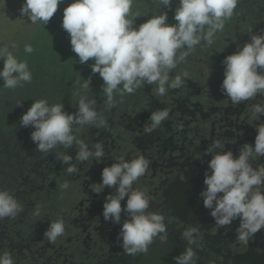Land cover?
Instances as JSON below:
<instances>
[{
	"label": "flooded vegetation",
	"instance_id": "obj_1",
	"mask_svg": "<svg viewBox=\"0 0 264 264\" xmlns=\"http://www.w3.org/2000/svg\"><path fill=\"white\" fill-rule=\"evenodd\" d=\"M259 22L262 25L264 19ZM236 24L224 28L223 34H215L230 35L223 37L227 40L219 38L211 46L200 44L185 57L195 55L201 62L209 61L212 73H190L188 64L182 61L170 77L185 72L188 77L183 78L180 87L169 88L164 96L158 94L155 84H147L137 90L139 94L114 100L111 109L99 96L93 98L95 109L105 115L100 114L107 126H85L77 128L74 134L89 147L95 142L103 144L105 157L78 162V149H73V145L66 150L73 157L70 163L78 168L72 175L65 170L68 165L56 159L54 153L36 151L30 138L34 129L19 123L22 112L31 104L21 103L16 91L11 106L18 113L16 124L8 138L1 140L4 144L0 149V189L12 192L22 211L0 219V251L10 252L15 264H174L173 258L185 248L181 233L194 227L199 235L191 247L197 264H264V230L247 242L239 241L235 234L238 221L222 228L216 225L199 196L211 159L204 154L208 145L221 139L224 150H231L236 157L244 143L254 142V125L264 122L261 116L251 124L248 107L264 97L258 94L254 101L232 105L221 90L224 57L248 42L247 34L264 32V26L261 28L254 21L249 33L237 30L239 34H235ZM76 103L77 99L63 103V110L74 114ZM162 109L169 110L168 119L156 131L145 133L151 113ZM121 155L126 159L143 155L151 162L134 188L151 197L149 210L162 214L167 225L166 241L154 239L146 252L134 256L120 247V225L105 221L101 214L105 197L114 190L105 187L99 194L94 192L101 182L102 169ZM257 164H264V156L253 166ZM65 182L69 187L63 189ZM125 202L126 198L121 201L122 207ZM124 218L122 214L121 220ZM56 219L64 220L65 234L51 243L43 233L49 222Z\"/></svg>",
	"mask_w": 264,
	"mask_h": 264
},
{
	"label": "clouds",
	"instance_id": "obj_2",
	"mask_svg": "<svg viewBox=\"0 0 264 264\" xmlns=\"http://www.w3.org/2000/svg\"><path fill=\"white\" fill-rule=\"evenodd\" d=\"M64 0H23L20 15L33 24L49 22ZM239 0H178L174 10L175 24H168L167 12L153 15L138 27L129 18L133 0H71L62 13L61 27L69 36L72 51L80 64L89 60L93 74L102 78V91L109 109L114 106V93L123 96L133 94L144 84L156 85L158 94L164 96L169 88H178L188 74L174 78L170 73L189 52L202 42L211 46L217 32L223 31L226 20L232 18ZM165 9L172 0H160ZM15 47V45H12ZM184 49L178 55V51ZM24 51L32 53L31 45ZM0 80L5 88L14 89L32 81L27 61H18L8 47L0 48ZM223 80L221 90L232 105L254 101L259 94L264 97V32L250 34L249 41L222 60ZM259 69V71H258ZM90 78L82 85L83 91L74 92L78 97L77 110L67 113L62 103L49 104L37 99L20 118V126H31L30 138L36 151L49 154L68 165L69 175L78 172L73 157L66 150L77 147L75 160L100 161L105 157L100 142L86 143L76 137L75 130L85 126L106 127V121L95 109L96 101L88 97ZM20 104V102L18 103ZM250 121L264 116V100L249 106ZM169 117V110L153 111L144 127L145 133L156 131ZM256 135L252 144L244 143L234 157L225 151V143L214 139L205 150L210 155L204 174V189L199 193L203 206L209 210L215 224L222 227L238 221L236 238L247 242L257 232L264 230V164L253 163L264 156V122L254 125ZM143 155L126 159L119 156L111 166L101 172V182L94 192L99 194L105 187L114 191L105 197L102 216L105 221L119 224L120 247L128 255L147 251L148 246L159 239L167 240L164 216L150 211L151 197L134 188L150 166ZM63 189L69 187L65 182ZM123 207L121 201H125ZM22 211L15 195L0 189V219L16 216ZM39 215V212L36 213ZM124 215L123 221L121 220ZM65 234L63 219L50 221L43 233L44 238L55 243ZM199 235L193 227L181 233L184 250L176 255L174 264H197L191 245ZM0 264H15L8 251H0Z\"/></svg>",
	"mask_w": 264,
	"mask_h": 264
},
{
	"label": "trees",
	"instance_id": "obj_3",
	"mask_svg": "<svg viewBox=\"0 0 264 264\" xmlns=\"http://www.w3.org/2000/svg\"><path fill=\"white\" fill-rule=\"evenodd\" d=\"M21 3H23V1ZM69 3H71V0H64L63 3L59 4L57 11L45 25H42V23L33 24L27 20V17L21 16L20 19L23 22L21 30L26 28L29 22L27 34L25 32L20 36L13 34L10 35L11 29L8 28H10L12 23L15 24L20 19L12 22L8 26L6 25L4 28H1L0 39L5 40L7 44H9V50L12 51L18 61H27L29 70L32 73V81L30 83H24V86H17L14 89L5 88L3 81L0 80V121L3 123V127H6L7 124H9V120L15 121L10 124V127L11 125L14 126L16 124L18 113L13 112L11 107L12 100H8L7 98L14 97L13 95L16 96V91L20 95V97H18L20 102L24 104H32L33 101L41 98L46 99L49 104H63L76 99L78 100V97L73 95V92L83 91V83H85V80L90 78V86L87 91L88 97L93 99L96 98V96H99L102 102L106 101L105 94L102 91V78L98 73L93 74L91 71L90 65L93 61L89 60L85 64L79 63L77 55L71 49L69 36L61 27L63 9ZM5 6L7 7L8 5H0V18H2L3 14H6L8 15L7 19H10V15L8 14L10 13V8H8L9 6L5 8ZM177 6L178 0H172L170 7L167 9H165L160 3V0H133L129 18L131 19L136 14L139 15L133 18V27L135 28L144 23L145 19L147 20L149 17L158 15L161 12H167L166 22L171 25L176 23L173 16L174 10ZM261 7L264 8V0H239L232 18L225 21L224 28L229 26L230 29L235 23V20L240 19L239 15H243L246 12L249 14L247 15L248 18L256 17L255 13ZM148 10H151L152 14H147ZM224 28L223 31L217 33L223 34ZM14 38L20 44V46L15 44L19 47L17 50H15L11 44V39ZM25 45H31L33 52L26 53L24 51ZM3 47L7 46L4 45ZM183 51L184 49L181 51L179 50L178 52ZM2 66L3 60H0V68H2ZM146 85L147 84H144L137 88L134 94H139L137 90L141 91V88ZM71 91L72 94H69ZM114 94L118 95L117 97L114 95V100H116V102L120 101L121 98L119 97L123 98L128 95L127 93L123 96H120L118 93ZM119 106L120 105H118L117 108H120ZM26 111H23L22 114ZM100 114L103 117L105 116L102 113ZM6 118L8 119L7 123L5 122ZM2 147L3 146H0V149ZM73 149L77 150V147L74 146Z\"/></svg>",
	"mask_w": 264,
	"mask_h": 264
},
{
	"label": "rangeland",
	"instance_id": "obj_4",
	"mask_svg": "<svg viewBox=\"0 0 264 264\" xmlns=\"http://www.w3.org/2000/svg\"><path fill=\"white\" fill-rule=\"evenodd\" d=\"M23 0H17V1H15V0H0V5L1 4H5V5H8L7 7L8 8H10V13H8L9 15H10V19L12 20H10V19H7V16L8 15H4L3 14V16H2V18H0V33H1V28H4L6 25L8 26V25H10L12 22H14V21H17V20H19L20 18H21V15H20V11H19V9L21 8V6H22V2ZM7 2V3H6ZM10 4V5H9ZM6 6H5V8H7ZM261 11L259 12V11H257V13H259V15L257 14V13H255V16L256 17H249L248 18V20H246L247 18L245 17V16H247V15H249V14H247V12L246 13H244L243 14V16L242 15H239V18H241V19H238V20H235V23H237L236 24V26L234 27V32H235V34H239V33H237V30H239L240 31V33L242 32V33H249L248 31H249V28L252 26L253 27V22L254 21H257L259 24H260V26H261V28H263V26H264V22L262 23V25H261V22H259V20H263L264 19V8L263 7H261ZM148 13L147 14H152V11L151 10H148L147 11ZM149 16V15H148ZM242 16V17H241ZM237 17V16H236ZM150 18V17H149ZM242 20V21H241ZM145 21H146V19H145ZM23 22H22V20L20 19L17 23H15V24H11V26H10V28H8V29H11V33H10V35H17V36H20L22 33L24 34L25 32H26V34H27V32H28V27H29V22H28V24H27V26H26V28H24L23 30H21L22 29V24ZM234 23V24H235ZM2 24V25H1ZM239 25V28L237 29V26ZM26 30V31H25ZM9 33V32H8ZM1 35V34H0ZM248 36H250L249 34H247ZM16 37V36H15ZM223 37H228V38H230V35H226V36H214V43H217L218 41H219V38H223ZM225 38H223V40H224ZM9 40V39H8ZM13 40V41H12ZM218 40V41H217ZM225 40H227V39H225ZM4 41V42H3ZM217 41V42H216ZM9 42V41H8ZM237 42V41H236ZM10 43V42H9ZM11 44L12 45H18V46H20V44L15 40V38L14 39H11ZM202 44H204V43H201V45ZM4 45H6L7 47H9L10 48V46H9V44H7V42L5 41V40H2V39H0V48H3V46ZM15 45V47H14V49L15 50H17L19 47H17ZM202 49H204V48H202ZM205 50V49H204ZM190 57L191 58H193L192 60H197L198 59V61H190L191 59H190ZM199 56H195V55H190L188 58H185V60L183 61V62H186L187 64H188V66H189V71H190V73H205L206 71L207 72H209V73H212V71H211V69H210V67H208V62H204V61H200L199 59L200 58H198ZM26 84V83H25ZM24 83L22 84L23 86L25 85ZM1 86H2V84H1ZM74 92H76V91H74ZM73 92V93H74ZM69 94H72V91L71 92H69ZM15 98V97H14ZM16 99V98H15ZM8 100H12L13 101V97H10ZM14 111V110H13ZM15 115V114H14ZM7 118L5 119V122L7 123ZM9 122V124H7V126L6 127H3V123L0 121V146H2L3 144H4V142H2L1 140L2 139H6V138H8V136H9V134H10V131H12V129L15 127V126H12L11 125V127H13V128H11L10 127V124H12V123H14V121H8ZM7 128H9V129H7ZM11 128V129H10ZM5 129H6V131H5Z\"/></svg>",
	"mask_w": 264,
	"mask_h": 264
}]
</instances>
